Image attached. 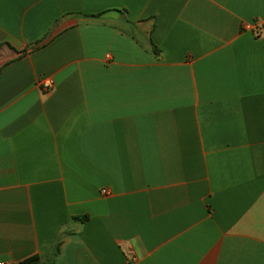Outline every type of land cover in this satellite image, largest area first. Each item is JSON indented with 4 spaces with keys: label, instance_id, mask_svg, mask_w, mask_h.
<instances>
[{
    "label": "crops",
    "instance_id": "0c3cea01",
    "mask_svg": "<svg viewBox=\"0 0 264 264\" xmlns=\"http://www.w3.org/2000/svg\"><path fill=\"white\" fill-rule=\"evenodd\" d=\"M263 27L264 0H0V262L264 264Z\"/></svg>",
    "mask_w": 264,
    "mask_h": 264
},
{
    "label": "built area",
    "instance_id": "2783aa9c",
    "mask_svg": "<svg viewBox=\"0 0 264 264\" xmlns=\"http://www.w3.org/2000/svg\"><path fill=\"white\" fill-rule=\"evenodd\" d=\"M261 30L264 31V27ZM261 30L260 29L259 30L257 29V31H261ZM37 85L45 93L51 92L53 90V88H54V83L49 78H41V79H39ZM102 193L103 194H107V191L106 190H103ZM129 263L130 264H135V257L133 255L130 256ZM0 264H4V263L0 262Z\"/></svg>",
    "mask_w": 264,
    "mask_h": 264
},
{
    "label": "trees",
    "instance_id": "16d2710c",
    "mask_svg": "<svg viewBox=\"0 0 264 264\" xmlns=\"http://www.w3.org/2000/svg\"><path fill=\"white\" fill-rule=\"evenodd\" d=\"M76 219L77 220H82L83 218H76ZM49 263L50 262H48L47 264H49ZM18 264H41V263H40V259H39L38 256H33V257H30V258H27V259L21 261Z\"/></svg>",
    "mask_w": 264,
    "mask_h": 264
}]
</instances>
